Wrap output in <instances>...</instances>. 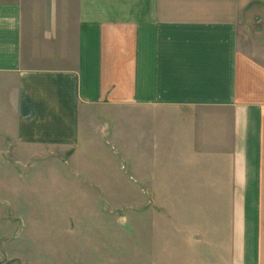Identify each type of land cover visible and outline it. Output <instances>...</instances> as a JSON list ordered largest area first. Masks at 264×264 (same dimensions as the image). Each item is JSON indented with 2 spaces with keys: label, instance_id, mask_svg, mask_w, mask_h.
I'll use <instances>...</instances> for the list:
<instances>
[{
  "label": "crops",
  "instance_id": "obj_1",
  "mask_svg": "<svg viewBox=\"0 0 264 264\" xmlns=\"http://www.w3.org/2000/svg\"><path fill=\"white\" fill-rule=\"evenodd\" d=\"M98 109L136 121L154 201L228 200L232 264H264V0H0V170L66 164ZM7 190L0 263L30 264Z\"/></svg>",
  "mask_w": 264,
  "mask_h": 264
},
{
  "label": "rangeland",
  "instance_id": "obj_2",
  "mask_svg": "<svg viewBox=\"0 0 264 264\" xmlns=\"http://www.w3.org/2000/svg\"><path fill=\"white\" fill-rule=\"evenodd\" d=\"M95 114L100 120L91 129L81 124L66 164L39 154L34 161L40 163L26 168L22 161L17 174L0 170V188L8 189L10 204L26 224L27 239L19 241L15 256L30 264H232L230 202L164 199L166 210L154 214L161 204L154 201L157 192L174 187L154 188L151 176L147 179L154 163L149 154L138 153L136 121L110 120L105 130L104 116H119L120 110ZM4 209L1 222L10 219L20 231L21 218H10ZM193 230L203 233L202 243H187Z\"/></svg>",
  "mask_w": 264,
  "mask_h": 264
}]
</instances>
